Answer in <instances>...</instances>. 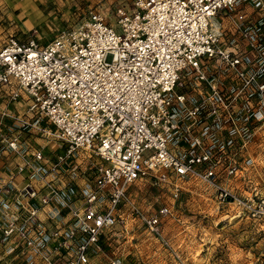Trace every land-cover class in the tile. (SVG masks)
I'll return each mask as SVG.
<instances>
[{"label":"built area","instance_id":"1","mask_svg":"<svg viewBox=\"0 0 264 264\" xmlns=\"http://www.w3.org/2000/svg\"><path fill=\"white\" fill-rule=\"evenodd\" d=\"M245 1L264 10V0H129L112 20L90 10L45 42L9 34L0 45V86L26 107L23 114L0 113V147L19 157L14 173L0 179V241L15 239L49 264H88L103 234L123 219L128 187L147 176L169 184L175 196L185 180L200 179L215 186L220 201L264 219V195L240 197L216 181L220 156L199 129L206 117L218 127L235 123L224 89L230 71L244 87L254 78L239 66L242 56L221 21L226 15L256 48L253 19L239 8ZM211 64L217 75L210 76ZM185 78L194 83L190 93ZM257 86L263 92L264 80ZM17 129L46 139L30 150ZM51 142L64 145L53 159ZM78 149L99 160L93 187L75 205L52 175ZM237 169L234 162L229 172ZM53 201L68 209L70 221L58 219L57 210V223L40 230V215Z\"/></svg>","mask_w":264,"mask_h":264},{"label":"rangeland","instance_id":"2","mask_svg":"<svg viewBox=\"0 0 264 264\" xmlns=\"http://www.w3.org/2000/svg\"><path fill=\"white\" fill-rule=\"evenodd\" d=\"M127 1L0 0V45L9 34L22 40L34 35L45 42L94 9L112 20L117 5ZM239 8L253 19L256 48L247 46L242 30L232 25L226 15L221 16V21L225 37H231L228 44H234L242 56L239 66L254 78L244 87L245 81L236 79L230 71L232 80L224 77V89L233 105L235 123L218 127L211 117H206L199 129L209 133L208 145L220 156L216 181L237 196L248 197L264 195V91L257 86L264 80V10L259 11L248 1ZM208 72L210 76L218 74L215 64L209 66ZM184 80L188 85L184 89L192 92L193 81ZM12 102L0 86V111ZM19 131L30 150L46 139L35 130ZM48 149V157L53 159L64 145L51 142ZM98 160L90 149H78L62 164L59 173L52 175L72 204L79 205L93 187V164ZM234 162L238 169L229 172ZM128 194L129 202L121 206L123 219L103 234L101 249L92 252L88 264H264V219L240 211L234 202L220 201L214 185L190 178L175 196L169 184L157 183L147 176L134 181ZM165 207L168 210L161 212ZM57 210L58 219L69 223L68 209L53 201L40 215V230H49L57 223L53 213ZM154 216L158 221L152 225L150 219ZM0 244V264H49L39 254L23 251L22 243L15 239ZM64 261L59 259L60 264Z\"/></svg>","mask_w":264,"mask_h":264},{"label":"crops","instance_id":"3","mask_svg":"<svg viewBox=\"0 0 264 264\" xmlns=\"http://www.w3.org/2000/svg\"><path fill=\"white\" fill-rule=\"evenodd\" d=\"M6 92H7V90H6ZM7 94H8V92H7ZM12 103H15V105ZM12 103H11V105H9V107H3L0 111V113L3 110H8V111L15 112L18 114L24 113L23 111H25V107H26V102L24 100H19V101L14 100ZM14 109H17V110H14ZM0 118H1V116H0ZM18 162H19V157L15 153L10 152L9 150L1 149V147H0V179H6L11 174H13L14 170H15V165ZM14 179L16 181V184L20 185V183L23 180V175H20V174L15 175ZM6 196L10 201L13 199L12 194H7ZM2 250H3V247L0 244V253L2 252Z\"/></svg>","mask_w":264,"mask_h":264}]
</instances>
